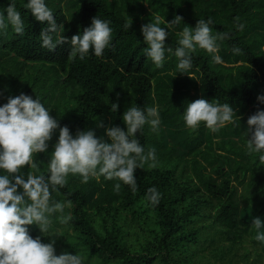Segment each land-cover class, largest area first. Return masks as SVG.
Returning a JSON list of instances; mask_svg holds the SVG:
<instances>
[{"label": "trees", "instance_id": "obj_1", "mask_svg": "<svg viewBox=\"0 0 264 264\" xmlns=\"http://www.w3.org/2000/svg\"><path fill=\"white\" fill-rule=\"evenodd\" d=\"M24 2L16 0L25 32L9 27L0 34V105L23 92L41 99L73 135L94 129L105 139L104 127L97 125L126 129L120 117L133 103L158 105L160 113L157 131L145 124L136 133L145 152L155 148L156 167L147 161L134 171L135 192L115 178L82 183L79 174L69 173L52 200L71 205L50 214L45 235L38 225H28L30 235L44 243L55 239V254L77 251L89 264H264V242L254 239L251 223L253 217L264 219V162L245 147L247 119L264 109L257 100L264 94V0H46L69 42L93 16L111 20L110 46L102 56L90 51L83 60L69 57V42L53 51L41 47L38 37L47 22L35 20ZM7 3L0 0V7ZM151 13L166 21L182 18L165 40L173 49L184 24L195 27L211 18L213 34L230 33L218 41L223 63L197 48L188 74L179 73L177 58L167 52L157 68L143 52L140 32L153 20ZM125 21L131 23L128 30ZM198 98L228 102L240 119L217 132L203 122L192 130L182 114ZM112 103L119 104L117 112ZM58 133L47 141L46 152L33 155L41 173L47 172ZM22 170L32 171L28 165ZM151 186L161 193L154 206L144 199Z\"/></svg>", "mask_w": 264, "mask_h": 264}, {"label": "clouds", "instance_id": "obj_2", "mask_svg": "<svg viewBox=\"0 0 264 264\" xmlns=\"http://www.w3.org/2000/svg\"><path fill=\"white\" fill-rule=\"evenodd\" d=\"M23 8L29 10L41 24L47 22L38 37L41 47L53 51L62 42H69V38L63 35V24L57 23L46 0H26ZM151 15L153 20L142 24L140 32L147 45L143 52L157 68L163 66L167 52L177 58L179 73L188 74L193 67L192 53L197 48L211 53L213 62L223 63L222 57L217 54L220 48L218 41L228 39L230 33L213 34L211 18L199 19L195 27L184 24L178 33L177 46L173 49L166 46L165 40L182 18L177 15L171 21H166L159 14ZM110 25L111 20L93 16L89 26L70 38L69 57L83 60L90 51L97 57L102 56L112 40L113 28ZM130 26L131 23L127 21L123 24L125 30ZM9 27L16 34L25 32L16 0H8L5 6L0 7V34ZM236 27L243 30L244 25L237 22ZM232 51L238 54L241 49L233 46ZM257 100L264 104V94L258 95ZM118 107V103L111 104L114 112ZM50 111L41 99H33L23 92L15 97L9 96L7 102L0 105V264H89L77 251L76 254L67 251L55 254V239L44 243L40 236L33 238L27 226L38 225L45 235L49 231L50 214L62 213L65 207L71 205L70 200H52V194L65 187L69 173L79 174L82 183H86L90 177L97 180L101 176L109 180L115 178L135 192L138 185L134 171L142 168L147 161H151L149 167H156L155 148L145 152L136 133L142 132L145 124L154 132L158 130V105L141 108L133 103L120 117L126 129L118 125L106 126L101 122L97 127H104L108 139L98 137L94 129H78L73 135L68 126H61L50 115ZM182 119L192 130L203 122L206 128L217 132L240 117L228 102L220 103L216 99L209 102L198 98L188 102ZM247 125L245 147L249 153L258 154V160L264 162V109L258 108L250 115ZM56 129H59L58 138L48 156L47 172L41 173L33 155L47 151V141ZM25 165L32 171L25 173L22 170ZM113 187L119 191L121 185L116 183ZM160 198L161 193L155 186L146 189L144 199L151 205L158 204ZM251 223L256 230L254 239L264 242V219L253 217ZM46 236L57 235L50 233Z\"/></svg>", "mask_w": 264, "mask_h": 264}, {"label": "rangeland", "instance_id": "obj_3", "mask_svg": "<svg viewBox=\"0 0 264 264\" xmlns=\"http://www.w3.org/2000/svg\"><path fill=\"white\" fill-rule=\"evenodd\" d=\"M155 264H157V263H155Z\"/></svg>", "mask_w": 264, "mask_h": 264}]
</instances>
